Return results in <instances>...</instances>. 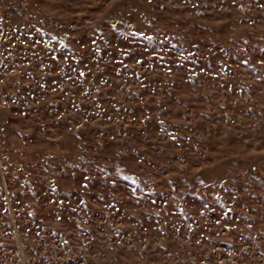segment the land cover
I'll return each mask as SVG.
<instances>
[{
    "label": "rangeland",
    "instance_id": "374dc122",
    "mask_svg": "<svg viewBox=\"0 0 264 264\" xmlns=\"http://www.w3.org/2000/svg\"><path fill=\"white\" fill-rule=\"evenodd\" d=\"M0 264H264V0H0Z\"/></svg>",
    "mask_w": 264,
    "mask_h": 264
}]
</instances>
